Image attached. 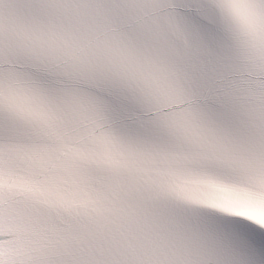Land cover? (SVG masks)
<instances>
[{
	"label": "snow or ice",
	"instance_id": "snow-or-ice-1",
	"mask_svg": "<svg viewBox=\"0 0 264 264\" xmlns=\"http://www.w3.org/2000/svg\"><path fill=\"white\" fill-rule=\"evenodd\" d=\"M0 264H264V0H0Z\"/></svg>",
	"mask_w": 264,
	"mask_h": 264
}]
</instances>
